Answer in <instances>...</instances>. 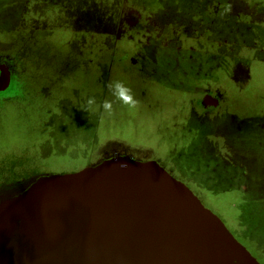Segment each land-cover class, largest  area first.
I'll return each instance as SVG.
<instances>
[{
    "label": "rangeland",
    "instance_id": "374dc122",
    "mask_svg": "<svg viewBox=\"0 0 264 264\" xmlns=\"http://www.w3.org/2000/svg\"><path fill=\"white\" fill-rule=\"evenodd\" d=\"M123 6L125 0H0V65L8 68L11 84L0 95V196L17 195L44 176L104 162L155 163L188 185L263 264L244 234L252 235L254 226L259 228L254 235L264 233V223L251 216L257 210L264 216L253 200L264 199V61L251 63L247 76L228 79L211 72L215 77H199L195 90L186 87L190 78L181 72L207 75L199 60L214 47L217 69L226 60L244 74L248 47L240 33L235 45L233 21L212 12L215 28L197 29L190 11L176 26L114 30ZM113 81L131 89L136 107L113 96L108 87ZM213 84L227 92H209L205 86ZM204 94L218 107L202 101ZM105 101L111 102V114ZM189 112L210 125L196 120L177 126ZM193 139L197 147L188 149ZM201 153L211 157V168L190 174L187 163ZM219 162L223 168L214 173Z\"/></svg>",
    "mask_w": 264,
    "mask_h": 264
},
{
    "label": "water",
    "instance_id": "95a60500",
    "mask_svg": "<svg viewBox=\"0 0 264 264\" xmlns=\"http://www.w3.org/2000/svg\"><path fill=\"white\" fill-rule=\"evenodd\" d=\"M9 73L0 65V91ZM0 198V264H261L155 163L104 162Z\"/></svg>",
    "mask_w": 264,
    "mask_h": 264
},
{
    "label": "crops",
    "instance_id": "0c3cea01",
    "mask_svg": "<svg viewBox=\"0 0 264 264\" xmlns=\"http://www.w3.org/2000/svg\"><path fill=\"white\" fill-rule=\"evenodd\" d=\"M195 9V10H193ZM199 12L209 13V16L205 14H200ZM192 11V13L199 14L200 16H195L194 20L196 27L200 28L202 24L206 28H215V18H211L210 14L216 12L223 14L224 22L233 21L232 30L233 36L236 40L238 38V33L244 39V46L247 45V50L244 52L246 64L244 69V74H240L241 70L234 69V65L231 62L222 60L224 65L222 66L224 72L236 70V74H232L233 77H244L245 72H248L249 69L253 70L251 63L257 62L259 60L264 61V0H125V6L120 7L119 15V25L114 27V30H118L122 27H127V24L133 22L135 15H147L152 18L154 22L158 25H164L167 23L173 24V26L178 25L183 21V14H187ZM130 18V20H129ZM190 29V28H186ZM191 31L187 33L186 36H191ZM219 51L217 47L211 49L212 53ZM215 68H218L217 63H214ZM9 73V70H8ZM10 76V73H9ZM248 76H254L248 75ZM11 89L10 77H9V87L5 91H0L4 93ZM2 196H0L1 198ZM260 206L264 209V199L259 197L254 198ZM258 214H251L253 220L258 224L264 223V216L262 218L259 210L256 211ZM250 218V215H248ZM254 223V221H253ZM252 223V224H253ZM263 229V228H262ZM259 230L254 226L252 235L251 233L244 234V240H251L250 247L254 252H258L262 258L264 264V233L254 235V231ZM251 235V236H250Z\"/></svg>",
    "mask_w": 264,
    "mask_h": 264
},
{
    "label": "flooded vegetation",
    "instance_id": "af4514ba",
    "mask_svg": "<svg viewBox=\"0 0 264 264\" xmlns=\"http://www.w3.org/2000/svg\"><path fill=\"white\" fill-rule=\"evenodd\" d=\"M195 16H200L199 14H195ZM135 18L136 19H134L133 20V22H131V23H129V24H127V28H129V29H136V25H138V24H143V26L147 29V30H150V27L151 26H154V29L155 30H157V29H162V28H165L166 27V24H164V25H158L156 22H154L153 20H152V18L150 17V16H147V15H135ZM207 52H208V54H207V56L208 57H206L205 59H204V62H201L199 59V62H200V65L202 64V63H205L206 65V67H205V72L207 71L208 72V74L207 75H204V74H199L200 72H202V71H204V70H198V69H196L195 71H190V70H183L182 72H181V77H187V78H190V79H188L187 81H185V83H186V87H191L192 89H194L195 90V88L197 87V86H199L200 85V83L197 81V79L199 80L200 78L199 77H207L208 79H212V77H215V75H212L211 74V72H222L223 74L224 73H226V74H224V77H227L228 79H234L235 77H233L232 76V73L231 72H234L235 70H233V71H226V72H224L223 70H218L217 68H215V62H216V59H215V55H216V53H212L211 52V49H207ZM150 58V57H149ZM131 64L133 65L132 67H135L136 66V60L135 59H131ZM185 72H188L187 74L185 73ZM220 86H222V84L220 85ZM205 87H209V92H215V93H222V92H227V91H222V89H219L218 88V86L216 85V84H213V87H211V86H209V85H207V86H205ZM10 91V89L8 90V91H6V92H4V93H1L0 95H6L8 92ZM222 91V92H221ZM179 98L180 99H184L185 98V95H182V94H180L179 95ZM202 101H205L207 104H211V105H213V107H218L217 106V101H216V99H214V98H211L210 96H208V95H206V94H204L203 95V97H202ZM182 101L181 100H178V101H175L174 103H176V104H179V103H181ZM243 102H244V99H242L241 98V102H240V104H239V106H242L243 105ZM165 120V119H164ZM196 120H199V121H201V122H203L204 123V125H210V122H207V120L206 119H204V118H201V117H194L193 116V112H189V113H187L186 114V117H185V119H182V120H180V121H178L177 122V126H184L185 124H188V125H196ZM165 121H167V120H165ZM168 123H172V121L171 120H168L167 121ZM176 126V127H177ZM176 129H171V131H175ZM191 144L192 145H194V144H196V140L195 139H193V140H191ZM198 144V143H197ZM174 151H175V153H176V150L174 149ZM176 155H177V153H176ZM184 161V160H183ZM184 163H186L185 161H184ZM188 167V166H187ZM190 174H191V172H189ZM178 180V179H177ZM180 181V180H179ZM180 182H182V181H180ZM187 187H188V185H186ZM189 188V187H188ZM9 196V195H8ZM2 197H4V196H2ZM1 197V198H2ZM78 257H80L84 262H88V263H90V264H104V262H101V261H99V260H96L95 258H92V257H83L82 255H80V256H78ZM66 264H68V263H66ZM71 264V263H70ZM83 264H85V263H83Z\"/></svg>",
    "mask_w": 264,
    "mask_h": 264
},
{
    "label": "clouds",
    "instance_id": "9594fccd",
    "mask_svg": "<svg viewBox=\"0 0 264 264\" xmlns=\"http://www.w3.org/2000/svg\"><path fill=\"white\" fill-rule=\"evenodd\" d=\"M108 87L113 96L123 104L127 105L130 108L136 107L138 105L139 102L134 99L131 89L128 88L123 82L113 81L108 84ZM93 103L94 98H90L88 100V104L91 105ZM103 107L105 111L111 114V102L105 101Z\"/></svg>",
    "mask_w": 264,
    "mask_h": 264
},
{
    "label": "trees",
    "instance_id": "16d2710c",
    "mask_svg": "<svg viewBox=\"0 0 264 264\" xmlns=\"http://www.w3.org/2000/svg\"><path fill=\"white\" fill-rule=\"evenodd\" d=\"M186 125V124H185ZM188 149H190V148H192V150L195 148V147H197V142H196V144H194V145H192L191 144V141H189L188 142ZM191 150V151H192ZM209 160H212L211 159V157L208 155V154H206V153H204V154H202L201 153V155L200 156H194V158H193V161H192V163H191V166L187 163V161H186V158H185V162L187 163V166H188V170L192 173V174H195V175H197L196 173H194L193 171H196V170H198V168H200V171H203V167H201V166H205V168H206V170H209L211 167V165L212 164H210L209 163ZM213 164H215V162L213 161ZM223 168V166L220 164V162L218 163V171L216 170V169H213L212 171L215 173V172H219L220 171V169H222ZM226 174H228V170L226 169L225 171H224Z\"/></svg>",
    "mask_w": 264,
    "mask_h": 264
},
{
    "label": "bare ground",
    "instance_id": "6f19581e",
    "mask_svg": "<svg viewBox=\"0 0 264 264\" xmlns=\"http://www.w3.org/2000/svg\"><path fill=\"white\" fill-rule=\"evenodd\" d=\"M89 256L92 257V258H94L93 255H92L91 253H89Z\"/></svg>",
    "mask_w": 264,
    "mask_h": 264
}]
</instances>
